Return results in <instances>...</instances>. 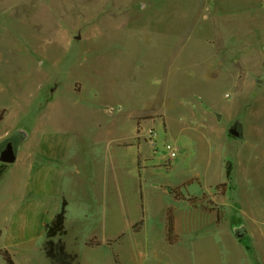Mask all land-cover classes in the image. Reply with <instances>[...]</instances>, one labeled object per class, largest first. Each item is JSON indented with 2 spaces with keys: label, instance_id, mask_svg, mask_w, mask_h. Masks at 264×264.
<instances>
[{
  "label": "rangeland",
  "instance_id": "1",
  "mask_svg": "<svg viewBox=\"0 0 264 264\" xmlns=\"http://www.w3.org/2000/svg\"><path fill=\"white\" fill-rule=\"evenodd\" d=\"M259 79L264 0H0V89L9 91L7 107L21 111V125L55 103L95 134L115 125L125 135L137 131L128 115L114 125L121 112L154 114L145 140L155 142L156 168L147 176L158 186L147 200L146 234L124 242L126 264H264ZM235 126L239 138L230 134ZM168 144L179 148L174 160ZM216 150L222 162L212 168ZM223 159L234 167L230 181ZM174 162L182 167L171 171ZM193 179L177 194L217 211L199 207V229L180 231L190 251L163 240V204L173 202L160 187ZM215 183H230L226 198ZM190 213L179 207L182 220L190 222Z\"/></svg>",
  "mask_w": 264,
  "mask_h": 264
},
{
  "label": "crops",
  "instance_id": "2",
  "mask_svg": "<svg viewBox=\"0 0 264 264\" xmlns=\"http://www.w3.org/2000/svg\"><path fill=\"white\" fill-rule=\"evenodd\" d=\"M8 94L6 89H0V150L12 137H18L19 144L17 162L6 165L0 178V264H8L3 251L10 254L14 264H53L45 252L46 227L59 214L64 201L68 206L67 234L63 241L67 251L77 255L78 264H126L124 242L138 244L139 237L146 234L147 200L158 186L151 185L147 176L150 169L156 168L151 143L145 140L148 126L145 122H152L146 117L154 114L148 109H132L126 115L121 112L114 118V125L128 115L131 123H137V131L133 128L130 135H125L115 130V125L95 134L89 124L79 130L75 121L67 119L64 110L55 103L48 107L47 116L41 115L21 125V111L7 107ZM20 104L26 108L32 101ZM129 150L131 158H124V152ZM221 154V150H216L212 168L222 162ZM223 163L228 176V170L233 168V171L234 167L224 159ZM181 167V163L174 162L171 171ZM134 175L138 178H133ZM194 180L160 187L173 202L163 204L161 213L163 240L171 247L183 244L189 249L186 236L180 231L186 227L190 234L199 229V207L177 199L172 193L184 192ZM220 185L223 183L214 186ZM179 207L191 211L190 222L180 218ZM171 209H174L175 232L179 238L175 245L168 242L167 217ZM90 241L98 245L89 247ZM189 250H193V245ZM149 257L147 252L144 258Z\"/></svg>",
  "mask_w": 264,
  "mask_h": 264
},
{
  "label": "trees",
  "instance_id": "3",
  "mask_svg": "<svg viewBox=\"0 0 264 264\" xmlns=\"http://www.w3.org/2000/svg\"><path fill=\"white\" fill-rule=\"evenodd\" d=\"M6 165L0 164V178L2 177L5 171ZM232 169L228 170V180H231ZM228 183L221 186L223 189L228 188ZM176 195L177 199H185L193 207H201L206 212L213 213L217 210L215 209H208L202 204H200V200L197 198L186 197L185 195H178L177 192L174 190L172 192ZM67 202L64 201L62 205V209L57 214L53 222L46 227V236L47 242L45 245V252L47 257L51 260L53 264H78V257L77 255H73L67 251V247L65 242L63 241V237L67 234L66 229V220H67ZM168 221V241L171 245H174L177 242V237L175 236V216H174V209H171L168 213L167 217ZM98 243L96 241L88 242L89 247H95ZM2 255L5 261L8 264H14L10 254L6 251L2 252ZM119 264V262H117Z\"/></svg>",
  "mask_w": 264,
  "mask_h": 264
},
{
  "label": "water",
  "instance_id": "4",
  "mask_svg": "<svg viewBox=\"0 0 264 264\" xmlns=\"http://www.w3.org/2000/svg\"><path fill=\"white\" fill-rule=\"evenodd\" d=\"M257 83L260 85L264 84V80L259 79ZM230 134L236 138L241 136V127L235 126L230 130ZM18 144L19 138L12 137L6 140L0 150V163L4 165H12L17 162L18 159Z\"/></svg>",
  "mask_w": 264,
  "mask_h": 264
},
{
  "label": "built area",
  "instance_id": "5",
  "mask_svg": "<svg viewBox=\"0 0 264 264\" xmlns=\"http://www.w3.org/2000/svg\"><path fill=\"white\" fill-rule=\"evenodd\" d=\"M153 135H154V134L151 132V133L149 134V137L152 138ZM151 144H152L153 147L155 146V142H154V141H151ZM166 150L169 152L170 159L174 160L175 158H177L178 153H179V148H177V147H175V146H173V145H171V144H168V145L166 146ZM141 254H142V253H141Z\"/></svg>",
  "mask_w": 264,
  "mask_h": 264
}]
</instances>
